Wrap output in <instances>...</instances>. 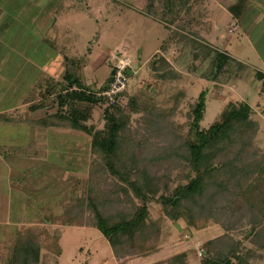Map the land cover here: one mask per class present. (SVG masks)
<instances>
[{
	"label": "rangeland",
	"instance_id": "374dc122",
	"mask_svg": "<svg viewBox=\"0 0 264 264\" xmlns=\"http://www.w3.org/2000/svg\"><path fill=\"white\" fill-rule=\"evenodd\" d=\"M27 1L0 0V8L5 11L10 9L17 14L22 7H25L26 12L21 15L24 18L27 15H34L36 11L33 3L23 4ZM41 7H44V4ZM44 13L41 12L40 15ZM22 18L18 19L14 23L15 25L12 26L10 36L7 38L8 43L22 44L21 46L25 48L23 54L28 53L32 57L31 60L36 61L38 65H41L39 61L43 56L44 59L47 58L46 60L50 61L49 53L41 52L39 50L40 46H37L39 51L33 50L31 43L34 42L36 36H33V31L29 29L27 32L25 31L26 35H24V31L20 27L21 23L26 25L29 21ZM158 18H160L159 13ZM262 29L263 27L257 29L256 36ZM174 32L177 31L168 29L165 46L162 45L151 56L150 51H137L139 39L136 37H131L132 41L130 40L133 43L132 45L135 46L129 45L120 48L121 46L114 47V44L110 45V43L106 46L101 45L100 48L103 47L106 50L105 54L101 51L92 53V50L88 52L86 50H75L76 52H72L70 55L77 60V66L70 67V70L80 78L84 86L95 90L100 82L104 83L106 81L118 60L129 61L131 70L129 85L120 100L116 113L121 119L127 121L125 131L122 134L126 142L125 147H132L131 143H138L136 151L140 150L143 161H150L147 155L149 153L150 156L148 148H153L161 140L170 143L172 134L177 133L180 139L187 138L191 122L190 108L198 101L202 93L205 94V111L200 127L203 129L209 127L229 101H246L252 108V119L257 125V132L250 144L254 150L264 155V101L260 90L244 81V78L243 80L238 79L235 81L232 79L226 81L224 76L223 80H217L214 84L211 83L204 76L206 70L209 69V61H203L201 56L195 58L193 56L195 52L193 45L190 43L187 47L184 43L182 44V39L178 34L174 35ZM235 32L233 30L232 37L236 38L239 35L244 38L243 33ZM255 34L252 40L260 60L264 61V37L262 40L258 39L257 41L255 40ZM227 37L229 35L221 30V38L227 39ZM39 38L41 37H38L37 40ZM188 38L193 37L188 36ZM113 39L114 37H112ZM19 40H22L21 43H18ZM140 48L146 49L143 45ZM49 52L53 54L51 51ZM0 54L3 56L4 52H0ZM91 54L94 55L91 58L92 60L90 58L86 59ZM250 62H252L251 59ZM11 65L10 67L0 68V72H6L5 79L8 80L0 79V97L4 94L1 101L3 106L7 105L8 102L14 103V99L21 100V98H24L26 94H22V91L25 84L22 82L24 78H29L30 73H34L35 70L32 67L22 70L20 78L19 75H15L19 70L18 67ZM54 66H56L53 72L54 75H63L64 62H58L56 59ZM257 68L258 72L264 74L263 68L259 66ZM247 71L250 73L257 72L250 67L247 68L245 74ZM52 81L46 80L44 87L54 85ZM8 87H15L17 91L21 87L23 90L17 92L16 98L10 99L8 94H5ZM57 88L54 91L58 90ZM239 93L243 94V98L237 95ZM53 103L55 101H52ZM46 105L49 106V102ZM102 109L97 106L93 107L91 118L86 122V125L94 128L95 131L102 130L105 125ZM60 125L64 128V139L62 141L68 140L64 146H61L69 148V151H66L69 152V159L64 155H58L57 151H63L60 146L58 150H55V153L51 149L50 156L45 157L40 162L28 158L31 149L25 148L27 139H29V142L33 141L34 136L32 134L27 137L25 130H22L18 125H0V136L3 137L5 133L9 138H3V140L0 138V141H2L0 143L2 146L0 147V158L6 165L2 167L0 163V186L2 189V191L0 189V241H3L0 244V264H6L11 248L15 242L20 240L32 242L40 247L42 255L40 264H114V261L116 264H120L114 257L107 241L100 238L102 235L92 225L93 219L87 208V199L91 194L92 198L99 197L103 200L107 198L106 195L110 191L112 197L115 195L125 200L122 189L128 188V186L118 175L113 176L106 170L100 155L93 154L91 136L69 128L65 122H60ZM4 140H8L9 145L12 147L3 148ZM175 140L177 142L179 138H175ZM56 142H58L57 138H52V143L56 144ZM141 145L145 147H139ZM171 148L168 149L172 150L171 155L165 156L166 159L162 166L167 169L170 168L172 172H169L168 181H166L168 177L166 178L165 173L162 176L163 181L160 180V185L166 182L167 191H164L163 187L160 189L159 195L162 192L166 195H173L176 185L185 181L186 172L181 167L178 168L176 162L178 159H183L180 155L182 152L179 149L180 146L179 144L178 147L173 145ZM29 163L35 164L28 165ZM162 166L158 167L160 174L165 169H162ZM64 182H67L66 186ZM128 192L133 205L140 206L141 201L130 190ZM210 193L213 196L214 192L211 191ZM216 194V197L220 196L221 198L218 197L214 203L207 206L203 203V208L197 218L194 217L193 211H188L184 214L185 217L175 221L166 216L165 210L167 209L158 201V196L154 201L147 202L148 216L146 222L148 227H150V224L157 222L161 225L160 235L156 238L160 242V246L156 253L141 257L129 256L124 259V264H129L130 261L137 259H148L145 262H138V264H148L151 255L169 254L172 258L174 254L181 252L194 253L199 262H202L203 255L199 257L197 252L201 248L202 250L205 249L203 245L211 240L218 241L214 247L215 251L222 253L231 251L232 264L239 263L242 260L243 264H264V231L262 232L259 229L260 226H254L256 223L255 217L246 212V206L242 205L239 208L240 204L236 203V196H232L227 189L217 190ZM19 195H21L23 202L26 201V205L21 206L22 209H26L24 211L26 217L22 218L26 220V223L36 221L40 225L26 229L17 228L13 225H18L22 220L19 217L21 214L14 211L11 213L10 219L5 210L7 204H10L13 208L12 205H15ZM101 202L99 204L103 205ZM114 206L116 205L109 203L106 206L107 211L109 213L114 211L116 209ZM74 207H77V209L73 212ZM69 211H72V213ZM68 213L71 214L74 220L76 216L77 223L82 222L83 226L81 228L66 227L69 226L65 223L69 218ZM246 213L248 216H246ZM251 215L253 214L251 213ZM8 219H10L11 225L7 223ZM186 220L191 221L193 225ZM7 225H10V227H6ZM197 226H201L200 229ZM213 255H215V252H213ZM166 260L168 259L160 262ZM191 263L196 264V260L192 259Z\"/></svg>",
	"mask_w": 264,
	"mask_h": 264
},
{
	"label": "trees",
	"instance_id": "16d2710c",
	"mask_svg": "<svg viewBox=\"0 0 264 264\" xmlns=\"http://www.w3.org/2000/svg\"><path fill=\"white\" fill-rule=\"evenodd\" d=\"M166 1L169 2V0ZM171 1L169 2L170 8L171 6L179 7L180 4V9L171 13L170 23L175 20L189 0H184L186 2ZM161 17L164 18L162 15ZM177 34L182 39V44L184 43L187 47L190 43L193 45L195 58L201 56L203 61H209V69L204 74L207 80L216 82L226 77V81L232 79L236 81L245 78L243 75L247 70L246 65L207 45L200 44L193 38L189 39V35L174 32V35ZM114 71L113 68L106 82L98 90H91L84 86L79 77L66 71L63 78L66 86L59 85V93L56 97L59 111L55 114V118L58 122L67 123L69 128L91 136L93 154L100 155L106 170L113 176L118 175L128 186L126 190L122 189L125 200L115 195L112 197L110 191L106 195L107 198L103 200L99 197L92 198L91 194L87 199V208L93 219L92 225L105 238L119 263L124 264V259L129 256L141 257L157 252L160 242L156 238L160 235L161 225L157 222L148 227L146 222L148 216L146 203L154 201L156 196H158V201L166 207V216L175 221L185 217L184 214L188 211H193L194 217L197 218L203 208V203L206 206L214 203L215 199L221 198L216 197V191L227 189L232 196H236V203L240 204L239 208L242 205L247 207L246 212L255 217L254 226H260L259 229L263 232L264 155L254 150L250 144L257 132V125L252 119V108L244 101H229L215 121L203 129L200 127V122L205 111V94L202 93L198 101L190 108L191 122L187 138L180 139L177 133L172 134L170 143L161 140L153 148H148L150 156L149 153L147 155L150 161H143L140 150L136 151L138 143L130 142L132 147H125L126 142L122 134L127 121L121 119L116 113L126 91L116 98L113 106L102 109L105 118L102 130L95 131L94 128L86 125L91 118L93 107L103 108L106 103V100L98 94L108 88ZM127 74L131 75L130 69H127ZM255 77L262 81L260 94L264 101V74L257 71ZM72 87L78 90H71ZM175 138H179V141L176 142ZM178 144L183 159H178L176 162L178 168L181 167L186 172L185 181L176 185L173 195H166L164 192L159 195L161 188L164 187V191H167L166 182L160 185V180L163 181L162 176L165 173L167 178L169 172H172L170 168L162 166L166 159L165 156L171 155L172 150L168 149L173 145L178 147ZM181 161L184 163L182 164ZM160 166L163 167L162 169L165 168L162 174L158 170ZM168 180L169 177L166 181ZM128 190L141 201L140 206L133 205L129 199ZM211 191L214 192L213 196ZM109 203L117 206H114L116 209L111 213L106 209ZM76 209L77 207H74L72 211ZM72 211L69 212L72 213ZM246 216H248L247 213ZM186 221L193 225L191 221ZM77 222V217L75 216L74 220L69 214L68 221L65 223L69 226H83L82 222ZM200 227L197 226L198 229ZM217 242V240H211L203 245L205 249L202 253V264H232L231 251L222 253L214 250ZM189 253L183 252L166 261L154 264H187ZM40 262H42L40 247L32 242L20 240L15 242L11 248L6 264H40ZM236 264H243V260Z\"/></svg>",
	"mask_w": 264,
	"mask_h": 264
},
{
	"label": "crops",
	"instance_id": "0c3cea01",
	"mask_svg": "<svg viewBox=\"0 0 264 264\" xmlns=\"http://www.w3.org/2000/svg\"><path fill=\"white\" fill-rule=\"evenodd\" d=\"M169 2L171 3L172 1L169 0ZM169 2L166 0H28L23 4L33 3L36 11L34 15H27L24 18L21 15L26 12L25 7H22L17 14L10 9L5 11L0 8V52H4L3 56L0 54V68L4 66L10 67L13 64V66L18 67L19 70L15 75H19L18 77L20 78L22 70L30 69L28 67L35 69L34 73H30L29 78H24L23 82L21 80L25 84L23 86L24 90L21 87L18 91L15 87H8L5 90V94H8L10 99L16 98L17 92L19 93L23 90L22 94H26L24 98H21V100L14 99V103L8 102L7 105L3 106L1 101L4 98V94L0 97V125H18L22 130H25L27 137L31 134L34 136L32 142H29V139H27V142L25 141V148L31 149L29 150L28 154L30 156L28 158H32L35 162L43 161L45 157L48 158L50 156L52 150L55 153V150H58L61 145L64 146L68 142V140L62 141L64 139V128L55 118V114L59 111L56 97L60 86H66L63 82L66 71L74 74L70 67L77 66V60L70 54L77 50H86L87 52L92 50V53L101 51L105 54L106 50L103 47L100 48L101 45L106 46L110 43V45L114 44V47L121 46L120 48L122 46H131L133 44L131 37H136L139 39L137 51H150L151 56L165 44L168 29H171L193 37L200 44L207 45L211 49L227 55L246 65L248 69L250 67L257 71L259 66L264 70V61L260 60L252 40L259 27H263V29L260 33H257V36L255 34V40H262L264 37V0H189L187 2L183 0L182 2H186V6L183 9L181 8L182 10L175 17V20H172V23H170L171 19H169L171 18V13L173 14L176 9H180V4L179 7L171 6L170 8ZM43 4L44 7H41ZM175 5L177 4L175 3ZM41 12L45 13L40 15ZM158 13L160 18H158ZM161 15L164 18H168V20H164ZM20 18L27 19L29 21L28 24H30L28 26V24L23 25L21 23L20 27H22L24 35L29 29L33 31L32 35L36 36L34 42L31 43L33 50L48 52L51 58L50 61H47V58L44 59L43 56L41 57L42 61H39L41 65H38L36 61L31 60L32 57L28 53L23 54L25 48L21 46L22 44L8 43L7 38L10 36L11 28ZM235 21L238 23L235 33H243L244 38L239 35L234 38L232 37L233 31L229 32V27ZM221 30L229 35L227 39L221 38ZM38 37L41 38L37 40ZM112 37H114L113 40ZM21 41L19 40L18 43H21ZM142 45L146 49L140 48ZM37 46H40L39 50ZM93 56L91 54L87 58L85 56V58L92 60ZM55 58L58 62H64L63 75H54L55 73H53L56 68L54 66ZM250 59L252 62H250ZM1 75L3 76L1 77ZM5 75H7L5 71L0 72V79L6 80ZM243 76H245L244 81L254 86L255 89L261 90L262 81L255 80L254 72L250 73L247 71ZM46 80H53L52 82L58 88L54 85L44 87ZM211 83L214 84V82ZM12 84L16 85L15 83ZM100 84L95 90H98L104 83L100 82ZM56 88L58 90L54 91ZM237 95L243 98L242 93ZM52 101H55V103L52 104ZM47 102H49V106L46 105ZM63 110L65 111L66 108L64 107ZM0 138L2 140L3 138L9 139L5 133ZM52 138H57L58 142L53 144ZM3 143V148L5 149L12 147L9 145L8 140H4ZM63 146L61 147L63 148ZM0 147L2 146L0 145ZM66 151H69L68 147L63 148V151H57V153L68 158L69 152ZM0 163L2 167L6 166L1 158ZM31 164L35 163H29L28 165ZM64 185L66 186L67 182H64ZM20 196L17 197L15 205H12L13 208H11L10 204H7L5 212L10 219L11 213L14 211H18L21 214L20 218L26 217L24 214L26 209L21 207L23 204L26 205V201L23 202ZM10 219L7 220L9 224ZM25 221L22 218L18 225H13L23 229L40 225L36 221L32 223H26ZM10 225L6 227H10ZM66 227L81 228L82 226ZM100 238L105 239L103 236ZM1 243L3 241H0ZM181 253H176L174 256ZM169 258H171L169 254L151 255L150 263L148 264L158 263ZM192 259L196 260V264H202L192 253L187 256V264H194L191 263ZM146 260L148 259H137L130 261L129 264H138V262H145ZM114 264H116L115 261Z\"/></svg>",
	"mask_w": 264,
	"mask_h": 264
},
{
	"label": "built area",
	"instance_id": "2783aa9c",
	"mask_svg": "<svg viewBox=\"0 0 264 264\" xmlns=\"http://www.w3.org/2000/svg\"><path fill=\"white\" fill-rule=\"evenodd\" d=\"M238 28V23L235 21L229 27V32L236 30ZM129 61H120L118 60L115 66L114 74L112 76V81L109 84L108 88L104 91L100 92L98 95L103 97L106 100V103L103 105V109L105 107L113 106L116 102V98H118L121 94L126 91L129 85L130 76L127 74V69L129 68ZM71 90H78L76 87H72ZM203 253L202 248L197 252L198 256L201 257Z\"/></svg>",
	"mask_w": 264,
	"mask_h": 264
}]
</instances>
